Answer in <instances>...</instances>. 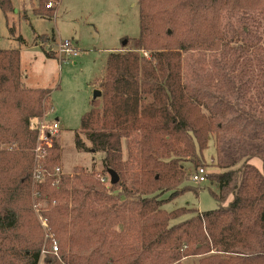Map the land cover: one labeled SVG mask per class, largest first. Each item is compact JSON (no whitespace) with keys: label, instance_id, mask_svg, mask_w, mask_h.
Wrapping results in <instances>:
<instances>
[{"label":"trees","instance_id":"16d2710c","mask_svg":"<svg viewBox=\"0 0 264 264\" xmlns=\"http://www.w3.org/2000/svg\"><path fill=\"white\" fill-rule=\"evenodd\" d=\"M45 1L36 15L53 10ZM0 8L12 11L11 0ZM225 13L242 16L246 43L226 38ZM250 15L264 16V0H139L138 47L109 53L100 93L75 131L76 147L102 153L111 180L117 175L112 187L84 170L58 179L57 142L35 172L31 119L41 117L51 90L27 87L20 49H0V264H188L180 262L186 256L264 264V51L246 56ZM184 163L205 165L216 209L163 208L191 188L185 181L194 171ZM33 175L59 241L31 242L21 232Z\"/></svg>","mask_w":264,"mask_h":264},{"label":"rangeland","instance_id":"374dc122","mask_svg":"<svg viewBox=\"0 0 264 264\" xmlns=\"http://www.w3.org/2000/svg\"><path fill=\"white\" fill-rule=\"evenodd\" d=\"M49 1L46 0L44 5ZM11 2L12 11L5 13L0 8V49H20L21 70L27 87L51 90L50 99L45 97L43 100L41 117L31 119V128L38 130L35 172L40 168L42 160L51 152L49 148L57 142L62 149L60 162L54 169L55 171L57 167L61 169L59 174L56 171L58 179L63 175L73 176L77 171L84 170L85 173H93L97 181L101 177L102 186L112 187V172L103 167V154L94 155L92 152L79 150L75 145V131L81 126L82 116L91 108V101L98 96L97 80L105 73L109 53L113 51L121 53L128 48L138 47L139 0H57L58 3L53 10L47 11L43 7L39 15L34 11L38 0ZM241 17L240 14H224L226 38L229 40L233 37L239 42L246 43L241 31L243 23ZM246 21L253 29L249 40H254L252 52L251 54L246 52V56L259 57V49L264 51V16L253 18V15H250L246 17ZM246 30L249 31L248 28ZM61 39H70L76 43L78 55H63L66 59L61 62L58 52ZM126 40L128 42L124 44ZM141 51L150 59V51L144 49ZM208 61L212 62L213 57L209 56ZM57 120L60 128L57 132H51L47 126ZM44 125L46 127L42 129ZM82 139L90 145L84 136ZM3 146L6 147L5 144ZM123 153L124 158L128 156L125 144ZM204 156L210 164L215 156L213 142L204 150ZM184 165L187 170L195 171L196 166L191 163ZM207 170L214 169L207 167ZM190 180H186L185 183L191 188L168 200L163 206L165 210L172 211L188 206L195 208V211L204 212L219 206L212 194L216 189L210 182L197 184ZM41 181L33 175L30 206L26 202L20 205L28 219L21 232L28 236L27 241L30 236L31 242L43 241L45 238L57 241L49 228L52 206L47 204L44 197L40 198L37 192V185ZM170 196L171 192L163 194V198ZM30 209L32 213L28 212ZM30 214L33 219L30 218ZM83 240L84 237H81L82 242ZM55 246L57 243L52 245L53 248ZM199 258L186 256L180 262L197 264Z\"/></svg>","mask_w":264,"mask_h":264},{"label":"built area","instance_id":"2783aa9c","mask_svg":"<svg viewBox=\"0 0 264 264\" xmlns=\"http://www.w3.org/2000/svg\"><path fill=\"white\" fill-rule=\"evenodd\" d=\"M57 0H50L47 6L49 8H53L57 5ZM58 52L60 54V61H64L66 58L63 57V55L66 56H77L78 55V48L76 47V43H74L70 39H61L58 44ZM45 125L42 129H45ZM47 128L51 132H57L60 128L59 121H55L52 125L47 126ZM206 169L204 167H199L194 172L190 173L191 179L196 183H204L207 179L206 177ZM54 249L57 250V246L54 247Z\"/></svg>","mask_w":264,"mask_h":264},{"label":"water","instance_id":"95a60500","mask_svg":"<svg viewBox=\"0 0 264 264\" xmlns=\"http://www.w3.org/2000/svg\"><path fill=\"white\" fill-rule=\"evenodd\" d=\"M127 42H128L127 40L124 41V44H126ZM99 93H100V91L98 90V91H97V95H98ZM117 179H118L117 175H116L115 173H113V179H112L113 183L116 182Z\"/></svg>","mask_w":264,"mask_h":264}]
</instances>
